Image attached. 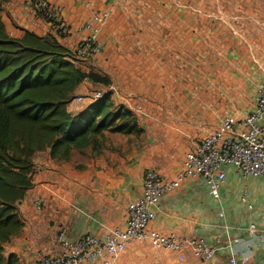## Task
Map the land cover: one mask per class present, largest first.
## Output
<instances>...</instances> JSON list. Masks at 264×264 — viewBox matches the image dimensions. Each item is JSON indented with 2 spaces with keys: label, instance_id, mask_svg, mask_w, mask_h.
Masks as SVG:
<instances>
[{
  "label": "crops",
  "instance_id": "0c3cea01",
  "mask_svg": "<svg viewBox=\"0 0 264 264\" xmlns=\"http://www.w3.org/2000/svg\"><path fill=\"white\" fill-rule=\"evenodd\" d=\"M46 2L58 9L68 29L58 39L71 50L86 37L83 26L90 15L110 11L98 28L100 53L84 60L90 66L82 68L110 78L112 84L104 91H111L116 105L137 116L142 132L106 133L99 155L87 150L59 161L46 150L33 156L34 187L19 206L24 227L5 245L6 255H15L22 264L59 254L56 235L62 229L76 239L84 233L103 236L109 228H124L127 206L141 194L147 169L167 180L176 178L186 153L206 136L195 142L174 134L175 127L161 122L186 116L185 103L193 100L175 89L178 77L185 82L191 67L199 66L200 80L216 86L210 95L220 101L231 92L230 99H235L244 87L256 86L264 77V0ZM32 4L33 0L6 3L3 21L10 35H22L12 23L40 36L56 33L33 12ZM218 17L223 18L221 22ZM73 103L68 105L70 111L81 109ZM195 112L192 109L191 116ZM137 137L143 138L141 145L130 141ZM170 150L178 151L176 157ZM226 172L220 201L209 195L202 178H189L161 199L148 227L162 235L204 238L219 248L212 261H197L191 247L181 253L182 259L180 253L132 243L113 264H227L229 244L237 249L241 264H264V179L243 178L233 167ZM38 199L43 201L40 211L35 209ZM251 222L257 225L258 239L248 231Z\"/></svg>",
  "mask_w": 264,
  "mask_h": 264
},
{
  "label": "trees",
  "instance_id": "16d2710c",
  "mask_svg": "<svg viewBox=\"0 0 264 264\" xmlns=\"http://www.w3.org/2000/svg\"><path fill=\"white\" fill-rule=\"evenodd\" d=\"M8 1L0 0V264H22L6 255L5 245L24 227L19 206L34 187L33 156L46 150L59 161L87 150L99 155L106 133L139 135L142 129L137 116L116 105L108 90L70 111L85 82L108 88L110 78L83 69L58 32L40 36L12 23L22 35H10L3 21Z\"/></svg>",
  "mask_w": 264,
  "mask_h": 264
},
{
  "label": "built area",
  "instance_id": "2783aa9c",
  "mask_svg": "<svg viewBox=\"0 0 264 264\" xmlns=\"http://www.w3.org/2000/svg\"><path fill=\"white\" fill-rule=\"evenodd\" d=\"M33 12L43 14L55 32L66 36L68 29L59 18L56 7L46 0H33ZM110 16V11L92 13L83 26L86 37L76 44L73 52L77 59L87 60L100 53L98 41L99 25ZM96 93L89 102L98 99ZM256 100L253 109L245 118L234 120L224 115L218 126L200 140L185 155L181 171L174 180H167L156 170L147 169L142 176L141 194L129 202L127 221L124 228H109L103 236L84 233L76 239L70 238L65 230L58 231L56 242L61 252L39 258L36 264H113L132 243L149 245L153 249L181 253L191 247L197 261L208 263L214 259L218 247L202 237L186 239L174 234L162 235L148 229L155 220L161 199L179 188L189 178H202L209 195L221 200V189L226 183L227 167H233L243 178L264 179V77L256 85ZM74 101L82 102L77 96ZM73 101V102H74ZM244 200V198H242ZM43 201L38 199L35 209H42ZM252 209V206H248ZM220 218L225 217L223 208ZM229 227H225L228 231ZM248 231L253 237L260 236L257 225L251 222ZM227 264H241L237 249L229 244Z\"/></svg>",
  "mask_w": 264,
  "mask_h": 264
},
{
  "label": "rangeland",
  "instance_id": "374dc122",
  "mask_svg": "<svg viewBox=\"0 0 264 264\" xmlns=\"http://www.w3.org/2000/svg\"><path fill=\"white\" fill-rule=\"evenodd\" d=\"M216 19L221 22V19L223 18L218 17ZM6 21L8 20L6 19ZM7 24H9V21ZM87 61L79 60V64H82L81 66L88 67L90 65H85ZM196 63L200 64L199 61ZM198 70L199 66L191 67L188 79H186L185 82H181V77H178L181 83L177 79L178 82L175 85V89L178 93L190 95L189 97L193 99L190 102L185 103L187 104L186 106L188 109L185 113L186 116L177 117L171 121H161L165 124V126L170 125L175 127L174 134L186 137L187 139L190 137L195 142L199 141L202 137L211 132L220 123L224 114L228 113V115H231L234 120L245 118V116L253 109L251 108V105L254 103L256 90V86H246L243 90H241L239 96H234L235 99H230L232 97L230 96L231 92L230 94H226V96H224L223 101H220L219 98L210 95V92L214 90L216 86L205 85L200 80L201 77L198 74ZM104 90L105 88L101 85H94L85 82L82 86L81 93L78 95L83 97L84 101H74L73 106L79 108L84 107L89 103L90 98H92L96 93H100ZM191 108L196 110V114L194 116H191ZM222 109L223 114H220V110ZM130 141H137L140 145L144 142L143 138L139 137L135 139L131 138ZM170 152L173 157H176L178 153L176 150H170Z\"/></svg>",
  "mask_w": 264,
  "mask_h": 264
}]
</instances>
